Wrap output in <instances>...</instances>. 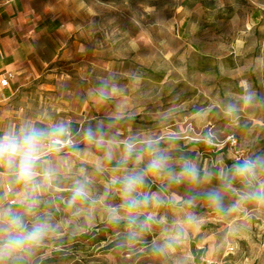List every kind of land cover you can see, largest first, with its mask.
<instances>
[{
	"label": "rangeland",
	"instance_id": "1",
	"mask_svg": "<svg viewBox=\"0 0 264 264\" xmlns=\"http://www.w3.org/2000/svg\"><path fill=\"white\" fill-rule=\"evenodd\" d=\"M184 1L86 0L73 14L76 30L66 51L13 100L33 116L22 117V124L67 122L82 130L111 120L110 134L119 140L158 138L173 164L183 154L213 173L199 188L168 187L166 178L149 174L146 190L163 187L164 196L177 205L195 191L219 187L234 162L264 155V16L258 24L250 22L243 0H223V7L218 0L188 6ZM110 76L109 99L101 102L94 89ZM246 91L256 97L252 104L243 103ZM228 101L238 105V119L225 115ZM80 147V152L64 148L50 155L57 176L25 217L29 224L46 218L54 230L31 253L8 264H207L206 259L264 264V203L242 201L238 181L223 192L231 211L219 212L202 199L191 207L142 209L141 214L166 218V224L153 225L137 242L120 246L127 229L110 224L106 209L121 204L118 188L110 185L126 169L114 171L100 146L82 142ZM113 151L119 159L122 145ZM145 162H129L127 168ZM83 178L97 203L80 204L73 215L65 200ZM14 194L11 207L23 211L25 189L21 185ZM187 215L196 222L184 223ZM176 224L183 227L182 238L166 253L154 254L153 243L171 235Z\"/></svg>",
	"mask_w": 264,
	"mask_h": 264
},
{
	"label": "clouds",
	"instance_id": "2",
	"mask_svg": "<svg viewBox=\"0 0 264 264\" xmlns=\"http://www.w3.org/2000/svg\"><path fill=\"white\" fill-rule=\"evenodd\" d=\"M218 6L223 7V0H218ZM111 80V76L101 80L94 89L101 102L109 99ZM242 99L243 103L252 104L256 97L246 91ZM225 115L238 119V105L228 101L225 104ZM111 126V120L107 124L89 125L82 130L73 129L67 122H54L51 126L25 123L18 129L0 133V168L6 169L14 182L25 189V196L21 201L23 211L0 207V264H8L9 261L31 253L54 230V225L46 218H37L29 224L25 217L37 209L40 203L38 193L57 176L58 166L50 155L64 148L74 153L80 152L82 142L103 148L104 160L114 162V171L126 169L110 185L118 188L121 204L106 209L110 224L119 227L123 223L127 229L119 242L120 246L137 242L153 225L166 224V218L149 213L141 214L142 209H158L166 205L191 207L202 199L217 211L226 213L232 209L225 207L223 192L230 190L237 181L242 185L239 193L242 201L264 203V155L234 162L220 178L219 187L195 191L182 205H177L175 200L164 196L163 187L159 191L146 190V177L151 174L166 178L168 187L187 183L199 188L213 173L203 172L191 158L183 154L177 157L178 163L173 164V158L162 148L158 138L139 139L133 136L121 141L110 134ZM175 140L173 136L168 137L169 143H174ZM117 144L122 145L119 159L113 151V146ZM145 158L143 167L127 168L129 162L139 165ZM101 168L102 164H98L97 170L100 171ZM95 203L97 200L91 196L89 181L83 178L73 184L70 195L65 200V207L72 209L73 215H78V205L92 206ZM195 222L196 217L193 215L184 217V223ZM182 235L183 227L174 225L172 234L166 235L161 243H153L151 251L156 255L166 253Z\"/></svg>",
	"mask_w": 264,
	"mask_h": 264
},
{
	"label": "crops",
	"instance_id": "3",
	"mask_svg": "<svg viewBox=\"0 0 264 264\" xmlns=\"http://www.w3.org/2000/svg\"><path fill=\"white\" fill-rule=\"evenodd\" d=\"M85 1L0 0V133L18 129L23 125L22 117H33L23 106L15 107L13 100L22 86L49 71L66 51L76 30L73 14ZM243 1L250 22L258 24L264 16V0ZM191 2L198 3L185 0L184 4ZM4 79H9L7 84ZM20 186L0 168V207L16 202L14 192Z\"/></svg>",
	"mask_w": 264,
	"mask_h": 264
},
{
	"label": "built area",
	"instance_id": "4",
	"mask_svg": "<svg viewBox=\"0 0 264 264\" xmlns=\"http://www.w3.org/2000/svg\"><path fill=\"white\" fill-rule=\"evenodd\" d=\"M8 80H9V79H4L3 82H4L5 84H7V83H8ZM206 262H207V264H213V262L210 261V260H208V259H206ZM222 264H223V263H222Z\"/></svg>",
	"mask_w": 264,
	"mask_h": 264
},
{
	"label": "trees",
	"instance_id": "5",
	"mask_svg": "<svg viewBox=\"0 0 264 264\" xmlns=\"http://www.w3.org/2000/svg\"><path fill=\"white\" fill-rule=\"evenodd\" d=\"M235 183H237V182H235Z\"/></svg>",
	"mask_w": 264,
	"mask_h": 264
}]
</instances>
